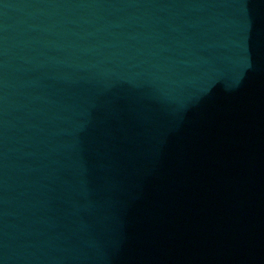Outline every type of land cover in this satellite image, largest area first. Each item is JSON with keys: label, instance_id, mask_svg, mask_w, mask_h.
Returning <instances> with one entry per match:
<instances>
[{"label": "water", "instance_id": "water-1", "mask_svg": "<svg viewBox=\"0 0 264 264\" xmlns=\"http://www.w3.org/2000/svg\"><path fill=\"white\" fill-rule=\"evenodd\" d=\"M0 264H264V0H0Z\"/></svg>", "mask_w": 264, "mask_h": 264}]
</instances>
